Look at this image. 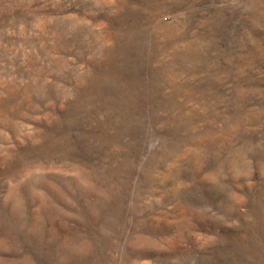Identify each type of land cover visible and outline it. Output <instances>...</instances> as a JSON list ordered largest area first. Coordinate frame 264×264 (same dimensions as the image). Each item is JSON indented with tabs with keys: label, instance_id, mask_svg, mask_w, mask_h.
Here are the masks:
<instances>
[{
	"label": "rangeland",
	"instance_id": "1",
	"mask_svg": "<svg viewBox=\"0 0 264 264\" xmlns=\"http://www.w3.org/2000/svg\"><path fill=\"white\" fill-rule=\"evenodd\" d=\"M0 264H264V0H0Z\"/></svg>",
	"mask_w": 264,
	"mask_h": 264
}]
</instances>
